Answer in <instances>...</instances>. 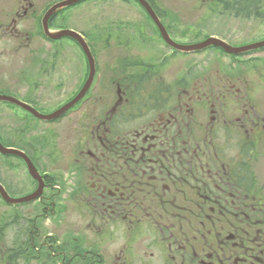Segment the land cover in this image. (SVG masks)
<instances>
[{"label": "flooded vegetation", "instance_id": "af4514ba", "mask_svg": "<svg viewBox=\"0 0 264 264\" xmlns=\"http://www.w3.org/2000/svg\"><path fill=\"white\" fill-rule=\"evenodd\" d=\"M69 1L0 0V94L40 113L70 102L90 73L80 37L94 68L58 119L10 103L70 139L12 145L40 177L20 196L42 190L1 201L0 264H264V45L244 49L264 41V0H144L174 43L224 45L194 51L164 41L139 0ZM79 12L126 15L84 26Z\"/></svg>", "mask_w": 264, "mask_h": 264}, {"label": "rangeland", "instance_id": "374dc122", "mask_svg": "<svg viewBox=\"0 0 264 264\" xmlns=\"http://www.w3.org/2000/svg\"><path fill=\"white\" fill-rule=\"evenodd\" d=\"M178 4L181 8H188L192 3L190 2H175ZM164 4H170V2L164 3ZM126 12H139L138 8L131 5L129 9H127ZM126 12H79L81 13V19L82 24L90 23L92 20L93 15H97L99 25H110L114 22L115 19L122 18L126 15ZM264 12V7H263ZM188 19V18H187ZM114 24V23H113ZM183 25L184 23H180ZM185 24H194L189 19ZM183 28L181 27L180 30ZM103 30V29H101ZM206 31L203 33L206 35ZM102 47V44H100ZM99 56L102 59V62H106L109 56L113 55V50H109V48L104 49L103 47H99ZM101 63V61H100ZM62 124H66V119L64 118ZM58 128H53L54 126H49L45 122H39V121H33L26 113L18 109L14 106H12L10 103H5L0 101V139L3 141L5 145H14V146H21L27 148V145L30 146L29 141H35L39 140L40 142H43L42 148L44 147V151L47 154L52 153V151L48 150L45 145L48 143V132L50 130H55L54 132H57V139L56 143L60 149V151L64 152L65 150V143L70 139V135L65 139L64 134L69 133L68 130H66L64 125H58ZM17 143V144H13ZM51 142L49 141V144ZM28 146V147H29ZM31 148V147H30ZM32 149V148H31ZM33 151V149H32ZM34 152V151H33ZM43 166H45V162L48 165V170L51 171L55 169H59V165L56 163L55 165H51L48 161V159L45 157L43 161ZM60 163V162H58ZM61 165V163H60ZM18 166V168H17ZM54 173V172H53ZM58 177H61V172H55ZM4 176V177H3ZM65 176V174L63 175ZM0 178L4 180L5 182H12V180L16 179L17 182H19V185L16 188H9L6 184V190L8 194L13 197H19L20 195L26 193L31 188V180L28 175L26 166L23 164V162L20 159H16L13 156L9 157H2L0 156ZM68 177L65 176L63 180H67ZM57 183V182H54ZM3 210H10L9 213L12 212V210L8 207H4L1 204L0 201V216L2 214ZM71 210V209H69ZM6 216V215H5ZM70 220L68 221L69 227H70Z\"/></svg>", "mask_w": 264, "mask_h": 264}, {"label": "water", "instance_id": "95a60500", "mask_svg": "<svg viewBox=\"0 0 264 264\" xmlns=\"http://www.w3.org/2000/svg\"><path fill=\"white\" fill-rule=\"evenodd\" d=\"M74 1H77V0H73L71 2H74ZM139 1L145 6V8L148 10L149 14L155 19V22H156L157 26L159 27V30H160L163 38L170 45H172V46H174V47H176L178 49L186 50V51L187 50H194V49L204 48L210 42H212V43H214L216 45L224 46L219 40L213 39V38L207 39V40H205L202 43H199V44H196V45H189V46L174 43L172 40L169 39V37H168V35H167L164 27L157 20V18L155 17L154 13L152 12V10L148 6V4L144 0H139ZM71 2L70 1L69 2H62V3H59L58 6L66 5V4H69ZM64 33H67V34H75L71 30H64V31L60 32L57 35H52V37L53 38H59ZM80 41L82 42L83 50L85 51V53H86V55H87V57L89 59V63H90V74H89V78H88L85 86L83 87V89L79 92V94L71 102L63 105L61 108H59L57 111H55V112H53L51 114H41V113H38L35 109H33L31 106L27 105L26 103H23V102L19 101L18 99L14 98L12 96H7V95H1L0 94V100H6V101H9V102L15 103V104H17V105L25 108L31 114H33L34 116H36V117H38L40 119L50 120V119H54V118L58 117L59 115H61L70 105H72L75 101H77L80 97H82V95L84 94L85 90L88 88V86H89V84L91 82V79L93 77V74H94L92 56H91V54L89 52V49H88L87 45L81 39V37H80ZM262 45H264V41L259 42V43H255V44H252V45L245 46L244 49H253V48H256V47L262 46ZM0 152L1 153H4V154H13V155L20 156L25 161L29 173L34 178H37V179L40 178L36 174V168L33 165V163L31 162V160L29 159V157L24 152H22L21 150H18V149L12 148V147H5L0 142ZM41 190H42V183H39V187H38V189L35 192H33V193H31V194H29L27 196L21 197V198H12V197H10L7 194V192L5 191L4 187L0 184V195H1V197L5 201H7L9 203H18V202H25V201L32 200V199H34L35 197H37L40 194Z\"/></svg>", "mask_w": 264, "mask_h": 264}, {"label": "trees", "instance_id": "16d2710c", "mask_svg": "<svg viewBox=\"0 0 264 264\" xmlns=\"http://www.w3.org/2000/svg\"><path fill=\"white\" fill-rule=\"evenodd\" d=\"M243 2V4H244V8H246V7H255L257 10H261L262 9V1H253V0H243L242 1ZM253 2V4H251ZM258 3H259V5H258Z\"/></svg>", "mask_w": 264, "mask_h": 264}]
</instances>
